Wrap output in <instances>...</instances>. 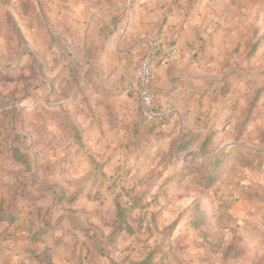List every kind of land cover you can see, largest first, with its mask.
<instances>
[{
    "label": "crops",
    "instance_id": "1",
    "mask_svg": "<svg viewBox=\"0 0 264 264\" xmlns=\"http://www.w3.org/2000/svg\"><path fill=\"white\" fill-rule=\"evenodd\" d=\"M53 7L68 50L50 49L41 33L38 52L43 72L54 76L50 87L58 92L66 76L70 96L57 101L49 92L38 101L56 100L77 133L59 117L37 128L27 148L0 142V198L16 202L13 215L0 217V264H172L167 244L135 223L133 233L123 228L111 239L117 205L139 198L141 185H153L152 198L166 197L161 186L172 182L166 173L182 154L236 145L239 105L259 88L264 103V0H55ZM126 13L132 23L120 37ZM143 35L163 42L152 64L163 117L149 133L137 98ZM171 47L179 54L160 64ZM15 149L24 161L14 159ZM24 166L38 169L37 183ZM169 215L165 209L156 225Z\"/></svg>",
    "mask_w": 264,
    "mask_h": 264
},
{
    "label": "rangeland",
    "instance_id": "2",
    "mask_svg": "<svg viewBox=\"0 0 264 264\" xmlns=\"http://www.w3.org/2000/svg\"><path fill=\"white\" fill-rule=\"evenodd\" d=\"M53 1L0 0L1 143L27 148L36 142L34 139L39 138L35 134L37 128L53 127L55 118L59 117V126L77 133V126L68 117L66 110L55 107L56 100L48 99L51 102L49 105L38 101L39 97L48 96L49 92L52 98L56 95L57 101L70 96L66 76H61L58 92L50 87L54 76L43 72L44 61L38 52L41 33L46 35L50 49L56 45L61 51L68 50L66 41L61 38L64 25L52 17L56 11ZM258 1L253 0L254 3ZM253 11V18L257 19L260 9L254 8ZM253 46L256 48V43ZM70 65L75 72L77 64L73 66L67 60L65 66L70 68ZM74 79L76 89L79 79ZM262 90L259 88L254 94L249 92L250 98L239 105L237 127L238 130L244 127V130L239 139L236 137V145L230 151L231 162L225 163L228 171L213 186L205 188L200 174L193 169L201 167V158L192 160L186 154L179 153L182 154L181 162L174 163L166 173L167 177H172V182L161 186L162 189L166 188L167 196L163 198L161 195L159 198L156 195L152 198L150 192L153 185H141L144 188L138 190L141 192L140 197L131 200L130 205H123L121 200L122 204L119 205L122 208L127 209L133 204L136 206L117 218L118 223L111 233V239L123 228L127 231L129 222H132L136 229L140 228L139 233L154 231L157 240L167 244L172 264H264V199L257 200L243 195V186L258 189L253 184L254 180L264 185V103L260 104L258 100ZM158 123H149L147 132H151ZM239 155L252 159L259 167L254 170L242 167L237 161ZM21 170L31 174V184L37 183L39 177L36 167L33 171L29 166ZM152 172L147 170V176ZM157 189V192L162 190ZM259 192L262 194L261 190ZM147 194L148 198L145 197ZM15 204L6 195L1 197L0 217L13 215ZM165 209L171 211V215L165 225L159 227L156 223ZM129 229L130 232H127L133 233V228Z\"/></svg>",
    "mask_w": 264,
    "mask_h": 264
},
{
    "label": "built area",
    "instance_id": "3",
    "mask_svg": "<svg viewBox=\"0 0 264 264\" xmlns=\"http://www.w3.org/2000/svg\"><path fill=\"white\" fill-rule=\"evenodd\" d=\"M131 23V14L126 13L122 18L119 28V33L122 37L127 35ZM142 39L145 42V50L137 69V98L139 112L142 119L146 122L158 123L162 119L163 115L157 110L155 104L156 94L152 88V64L155 58L158 56V53L163 46V42L161 38L151 35H143ZM178 54L179 51L175 47H171L163 51L159 57V63L165 64Z\"/></svg>",
    "mask_w": 264,
    "mask_h": 264
},
{
    "label": "trees",
    "instance_id": "4",
    "mask_svg": "<svg viewBox=\"0 0 264 264\" xmlns=\"http://www.w3.org/2000/svg\"><path fill=\"white\" fill-rule=\"evenodd\" d=\"M254 49H255V46H253L251 51H253ZM243 130H244V127H242L239 130L237 139L241 137ZM233 148L234 147H232L228 152L220 151V152L215 153L214 148L206 149L204 147H201V150L198 153L200 157L198 156L192 157V160L194 159L196 160L197 158H201L202 160L201 167L200 168L193 167V169H195L196 172L200 174L202 180L204 181L203 184L205 188H210L211 186H213L214 183L219 179V177L222 176L226 171H228V167L225 166V163L227 162L229 164V162H231L232 159H230L229 156L231 153L230 151ZM13 156L16 161H24V159L20 157L21 153L18 149L14 150ZM203 156H207V157L203 158ZM178 158L181 159L182 157H178ZM237 159H238L237 161L242 167L249 168V170H254L256 167H259L258 163H256L257 165L254 164V161L252 159L244 157L243 155L237 156ZM253 184L254 186H256V188L261 190L262 194L259 192L258 189L253 190L251 188H248V185H246V186H243V188L245 189L243 195L257 199V200H263L264 199L263 183H261L260 181L254 180ZM135 206L136 204H133L126 209V208H122L120 205H117V218L119 219L120 217L123 216L124 211L127 212L133 209ZM129 228L130 227H128L127 231L130 232Z\"/></svg>",
    "mask_w": 264,
    "mask_h": 264
}]
</instances>
